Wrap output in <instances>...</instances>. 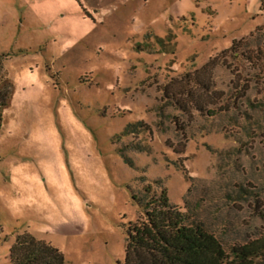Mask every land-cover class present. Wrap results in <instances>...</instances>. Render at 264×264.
<instances>
[{
	"label": "rangeland",
	"instance_id": "obj_1",
	"mask_svg": "<svg viewBox=\"0 0 264 264\" xmlns=\"http://www.w3.org/2000/svg\"><path fill=\"white\" fill-rule=\"evenodd\" d=\"M263 34L264 0H0V264L22 232L121 264L148 183L264 238Z\"/></svg>",
	"mask_w": 264,
	"mask_h": 264
},
{
	"label": "trees",
	"instance_id": "obj_2",
	"mask_svg": "<svg viewBox=\"0 0 264 264\" xmlns=\"http://www.w3.org/2000/svg\"><path fill=\"white\" fill-rule=\"evenodd\" d=\"M264 36V34H263ZM142 122L128 124L121 135L137 131ZM1 126V115H0ZM137 147V146H136ZM141 150V149H140ZM177 153L181 149L174 148ZM119 152L132 164L129 157ZM155 183H160L156 180ZM143 196L135 199L143 215L127 228V243L121 264H253L252 259L264 250V238L232 246L229 253L204 223L188 210L169 202L165 188L151 195V185L143 187ZM9 264H65L62 252L36 239L29 232L17 233L9 247Z\"/></svg>",
	"mask_w": 264,
	"mask_h": 264
}]
</instances>
